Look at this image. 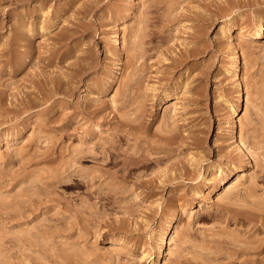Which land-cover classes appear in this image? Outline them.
Instances as JSON below:
<instances>
[{
    "label": "rangeland",
    "instance_id": "374dc122",
    "mask_svg": "<svg viewBox=\"0 0 264 264\" xmlns=\"http://www.w3.org/2000/svg\"><path fill=\"white\" fill-rule=\"evenodd\" d=\"M259 21L264 0H0V264H264Z\"/></svg>",
    "mask_w": 264,
    "mask_h": 264
},
{
    "label": "bare ground",
    "instance_id": "6f19581e",
    "mask_svg": "<svg viewBox=\"0 0 264 264\" xmlns=\"http://www.w3.org/2000/svg\"><path fill=\"white\" fill-rule=\"evenodd\" d=\"M246 35L250 36L251 38L253 39H257V38H261L264 36V24L259 21V29L256 30L255 32L253 33H247ZM115 43L117 46H121L122 42L121 40L116 37L115 39ZM137 41V35L135 34L132 42L133 43H136ZM238 61H239V55L237 53L236 50L233 49V64H232V71L234 72V74L239 78L240 77V68H239V64H238ZM242 100L244 101V96H242V94L240 95V101L242 102ZM178 103H175L174 106H173V109H174V112H177L179 110V107H178ZM169 109V108H167ZM174 139V138H173ZM243 142V141H242ZM241 142V143H242ZM243 144V143H242ZM262 218V217H261ZM174 234V233H173ZM170 241V237H169V234H167V232H164L162 233L160 239H159V244L157 245V256H160L161 254H165V255H168V254H171L173 253V248L171 249V245H168ZM121 242L119 243H115L113 245V248H118V244H120ZM117 244V245H116ZM166 245L167 247L165 249H163V246ZM164 250H167L165 253H164Z\"/></svg>",
    "mask_w": 264,
    "mask_h": 264
}]
</instances>
